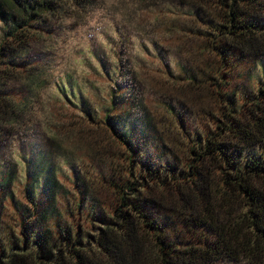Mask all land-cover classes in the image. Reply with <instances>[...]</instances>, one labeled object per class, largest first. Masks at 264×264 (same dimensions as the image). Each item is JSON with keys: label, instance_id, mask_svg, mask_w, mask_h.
<instances>
[{"label": "trees", "instance_id": "trees-1", "mask_svg": "<svg viewBox=\"0 0 264 264\" xmlns=\"http://www.w3.org/2000/svg\"><path fill=\"white\" fill-rule=\"evenodd\" d=\"M195 1L207 13L168 30L196 36L198 59L156 73L196 121L134 97L116 64L101 97L57 83L51 135L7 152L44 89L28 46L97 0H0V264H264V76L237 79L264 57V0Z\"/></svg>", "mask_w": 264, "mask_h": 264}, {"label": "rangeland", "instance_id": "rangeland-1", "mask_svg": "<svg viewBox=\"0 0 264 264\" xmlns=\"http://www.w3.org/2000/svg\"><path fill=\"white\" fill-rule=\"evenodd\" d=\"M199 6L195 0H97V6L92 11L56 22L52 37L28 46L27 58L36 64L33 71L44 80L40 86L44 89L34 98L31 107L34 121L12 128L11 133L5 135V150L16 152L20 137L35 135L39 138L42 135L46 138L51 135L52 121L48 120L46 109H51L52 100H58L56 84L61 83L62 79L69 77V83L74 88L80 86L90 94L100 93L101 97L106 94L110 82L107 81L108 74L118 68L116 64L121 65L120 69L125 74L118 77V81L128 80L134 97H141L144 104L148 100L151 103L160 99L172 101L177 111L181 110L186 118L196 121L193 113L190 110L186 112L176 100L162 98L159 87L171 84L163 82L164 78L156 73V68L165 66L174 73L173 68L178 63L186 64L198 59V38L188 31L168 30V26L174 27L171 23L193 24L185 14L200 8L199 13L205 15L206 10ZM1 32L0 26V35ZM258 62L259 66L255 64L250 73V80L248 76L237 77L242 81L243 89L253 87V77L256 81L264 76V57L259 58ZM133 67L134 74L131 72ZM131 75L133 78L130 79ZM23 81L22 77L14 80L9 85L10 89L16 93L24 92ZM139 109L135 111L140 127L148 110ZM216 264L247 263L222 261Z\"/></svg>", "mask_w": 264, "mask_h": 264}]
</instances>
